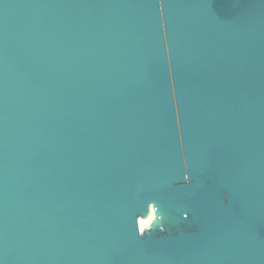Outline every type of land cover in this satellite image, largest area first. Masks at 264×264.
<instances>
[{"label":"water","instance_id":"95a60500","mask_svg":"<svg viewBox=\"0 0 264 264\" xmlns=\"http://www.w3.org/2000/svg\"><path fill=\"white\" fill-rule=\"evenodd\" d=\"M0 264H264V0H0Z\"/></svg>","mask_w":264,"mask_h":264},{"label":"bare ground","instance_id":"6f19581e","mask_svg":"<svg viewBox=\"0 0 264 264\" xmlns=\"http://www.w3.org/2000/svg\"><path fill=\"white\" fill-rule=\"evenodd\" d=\"M161 218L160 211L157 207L151 209L147 215L138 218L140 230L144 229L151 221Z\"/></svg>","mask_w":264,"mask_h":264}]
</instances>
